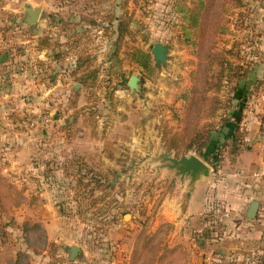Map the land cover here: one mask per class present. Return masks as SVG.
Instances as JSON below:
<instances>
[{
	"label": "rangeland",
	"instance_id": "rangeland-1",
	"mask_svg": "<svg viewBox=\"0 0 264 264\" xmlns=\"http://www.w3.org/2000/svg\"><path fill=\"white\" fill-rule=\"evenodd\" d=\"M206 1L0 0V43L9 57L14 49L17 54L24 53L21 35H25L26 7H40L46 10L42 20L46 18L48 23L41 38L47 39L51 47L63 40L64 47L58 53L75 55L73 68L98 72L97 85L90 91L93 103L88 118L93 126L91 134L97 140L88 149L85 145L67 144L53 130L45 139L39 128L17 137L16 130L21 127L24 132L22 122H28L23 108L27 94L13 77L0 79V128H8L10 133L8 139L0 136V166L34 203L2 215L6 234L0 233V264H10L19 250L28 252L30 264H131L137 238L142 234L150 237L151 243L148 250L139 253L135 264H193L195 250L191 241L200 232L191 228L187 236L174 237L175 225L163 219L166 213L162 211L168 197H176L177 207L184 211L197 184L211 190L213 206L204 214L211 233L206 237L214 233L220 236L228 230L225 220L232 214L216 192L226 182L224 155L230 160L228 170L236 161L230 153V141L222 142V157L215 164L196 152L195 147L185 150V146L196 133H206L232 107H237L236 87L246 86L248 96L251 85L254 89L264 85V76L252 83L253 74L262 75L264 70V0L227 2L223 7L216 3L203 24L207 28L203 38ZM13 10H18L16 22ZM120 18L128 20L129 32L119 48L116 69L113 57ZM13 23L22 26L17 30L19 35L6 33ZM156 42L170 45L164 65L155 64L152 48ZM209 50L240 67L243 76L226 77L220 90L208 89L209 85L206 89L203 79ZM217 70L213 66L209 71V82L214 81ZM134 74L141 78L140 91L128 85ZM196 81L208 99H197L188 116ZM244 103L246 107L247 99ZM214 108L217 110L212 113ZM38 112L49 114L43 110L35 113ZM118 119L136 121L127 128L130 132H125L121 143L115 140L117 129L107 128L109 122ZM113 140L119 149L111 144ZM245 148L246 144L242 151ZM82 149L88 150L87 160L67 155ZM103 152L108 159L98 157ZM165 152L178 158L199 156L210 166V176L193 185L189 176L182 178L168 167L169 162L162 158ZM25 223L29 227L39 225L29 233V244L23 233ZM72 245L81 248L75 260L70 259L67 249ZM143 245L141 241L139 250Z\"/></svg>",
	"mask_w": 264,
	"mask_h": 264
},
{
	"label": "crops",
	"instance_id": "crops-1",
	"mask_svg": "<svg viewBox=\"0 0 264 264\" xmlns=\"http://www.w3.org/2000/svg\"><path fill=\"white\" fill-rule=\"evenodd\" d=\"M43 11L46 10H41L38 22L28 24L24 21L25 35H21L20 32L25 48L23 54H17L14 49L13 56L9 57L7 49L4 50L0 43V68L3 69V72L0 71V79L5 81L7 77H13L15 84L20 86L18 88L27 94V102L23 108L28 115V122H22L23 125H21L26 130L22 132L21 127L18 128L16 136L35 130L29 127L30 118L35 112L43 110L52 115L49 123L38 127L44 139L50 130H53L67 144L71 146L80 144L88 149L89 144L97 140L96 135L91 134L93 126L88 119L89 106L93 103V98L89 96L93 87L79 80L85 71L83 67L82 72L78 68H73L75 55L64 56L63 53H58L59 48L64 47L61 44L63 40H59L60 42L57 40L51 47L47 39L41 38L43 31L48 29L47 19L42 20ZM17 12L18 10L11 11L14 14L12 19L17 20ZM7 28L9 29L6 33L13 31L14 34L19 35L17 30L22 29V26L13 23L12 27ZM7 42L8 40L5 43ZM262 73V75L254 73L252 83L259 78L262 79L264 70ZM245 87L241 85L236 91L235 99L239 104L237 107H232L230 112L237 110L241 102L247 99L243 114L244 126L247 129L245 138L247 147L235 156L236 163L231 164L234 168L231 167L230 170H228L229 157L224 155L222 170L226 176V182L216 192L217 198L222 200V203L226 205L225 208L232 214V217H227L228 219L225 220L228 230L220 236L214 233L212 237H206V234L209 235L211 232L207 229L209 222L206 221L204 214L212 209L213 202L211 190L204 184H198V187L194 189L185 202L184 211L177 207L179 203L176 197L174 199L168 197L166 209L162 211L166 213L162 218L175 225L174 237L179 238L183 234L187 236L191 228L200 232L198 238H192L191 241L195 250L193 264H264V85L260 89H254L251 85L248 96ZM253 89L251 94L250 91ZM130 99V97L127 98V104ZM102 100L105 99L102 98ZM233 120L234 118L228 123L227 129L233 126ZM135 122L131 119H118L109 122L107 128L112 127L114 131L117 129L116 132L119 135L115 140L121 143L125 132H130L127 128ZM1 124L2 122L0 127ZM7 124L13 125V121H8ZM9 134L8 128H0L2 139H8ZM98 140L100 141L101 137ZM112 143L115 148L119 147L117 143L114 144V140ZM87 149L72 151L67 155H76L75 158L82 156L87 160L89 158ZM98 157L108 159L104 152L98 154ZM5 170L7 171L8 167ZM255 200L258 201L256 214L254 217H249L248 210Z\"/></svg>",
	"mask_w": 264,
	"mask_h": 264
},
{
	"label": "trees",
	"instance_id": "trees-1",
	"mask_svg": "<svg viewBox=\"0 0 264 264\" xmlns=\"http://www.w3.org/2000/svg\"><path fill=\"white\" fill-rule=\"evenodd\" d=\"M227 2H234L236 4L240 3V0H207L204 4V10L202 14L203 22H202V29H201V36L203 38L206 35V26L203 25L207 21L208 17L210 16L212 12L213 6L216 5V3H219V6L223 7ZM129 32V22L128 20H124L123 18H120L119 24H118V39H117V48L114 53V59L113 62L115 64V68L117 69L118 66V53L119 48L121 47V43L124 39V37ZM202 41H204L202 39ZM204 42L201 43L203 46ZM207 61H206V68L207 73L204 76L203 79V86L207 89H214L220 90L222 86V80H224L226 77L228 79H240L241 76H243L244 73H241V68L237 65H233L231 62H229L223 55L212 53L210 50L207 55ZM201 63V62H200ZM145 64V63H144ZM202 64H199V68L201 69ZM213 66H217L218 70L216 71V77L213 82H209V71L213 68ZM119 72V69L117 70ZM199 73V72H198ZM86 78H84V77ZM82 77L79 78L81 82L89 83L90 86H96V80L98 77V72L96 70H91V68H87L85 70ZM199 77V74H198ZM201 81V78H198ZM198 82L196 81L195 86L192 89V95L189 98V105H188V116H190L193 113V110L195 109V106L197 104V99L204 102L208 99L206 95H203V91H200L198 89ZM237 87L234 89L235 93L237 91ZM235 95V94H234ZM245 102V101H244ZM241 102V105L238 106L237 110L234 112H229L228 114H225L219 124H215L211 128L208 129L206 133H196L194 135V138H191L189 140V143L186 144V149H191L195 147L196 152L202 153L203 156L207 160H211L212 163L215 164L216 160H219L222 157V142L223 141H230V153L232 157H235L237 154L240 153L242 148L245 146V138L247 135V129L242 126V120H243V114L245 109V103ZM216 106V105H214ZM215 109V108H214ZM202 110V107H198V113H200ZM217 109H215L212 113H214ZM233 120V126L227 129L228 123ZM219 127H218V126ZM216 126L218 127L216 129ZM247 147V145H246ZM206 149V150H205ZM217 167L214 166V169ZM87 174V172H86ZM99 181V180H96ZM32 199V201H31ZM29 199L23 188H20L17 184L11 181L8 174L4 172V169L2 166H0V233H2L3 236H5V232L2 228V215L4 213H7L12 208L20 207L22 205H34L33 198ZM33 227V228H32ZM29 227L28 223H25L23 225V233H25L24 237L26 239V243L29 244L27 240H29V233L32 229L39 228V225L35 224L34 226ZM142 232V231H141ZM140 232V234H141ZM139 234V235H140ZM1 235V234H0ZM1 235V236H2ZM144 243V247L142 250H139L140 245ZM151 243L150 237H145L144 234L141 236H138L135 248L133 249L132 254V260L133 263L138 260L141 251L148 250V247ZM29 254L26 251L19 250L16 252V255L10 264H30L29 262Z\"/></svg>",
	"mask_w": 264,
	"mask_h": 264
},
{
	"label": "water",
	"instance_id": "water-1",
	"mask_svg": "<svg viewBox=\"0 0 264 264\" xmlns=\"http://www.w3.org/2000/svg\"><path fill=\"white\" fill-rule=\"evenodd\" d=\"M41 8H33L31 6L26 7L27 15L24 18V21L28 24H34L38 22ZM170 50V45L164 44L162 42H156L152 48V54L154 57V61L156 66H160L161 64H166L168 60V53ZM140 77L137 74L131 76L128 85L133 90L140 91ZM162 158L169 163L167 164L169 168L176 170V175H180L182 178L185 176L190 177L191 183L194 185L196 182L201 181L202 178H207L211 174V168L206 161L200 158L197 155L189 154L182 155L180 158L171 156L170 153L165 152L162 154ZM198 185V184H197ZM258 208V201H254L249 210L248 216L254 217ZM68 251L70 252V259L75 260L79 251L80 246L72 245L69 246Z\"/></svg>",
	"mask_w": 264,
	"mask_h": 264
},
{
	"label": "built area",
	"instance_id": "built-area-1",
	"mask_svg": "<svg viewBox=\"0 0 264 264\" xmlns=\"http://www.w3.org/2000/svg\"><path fill=\"white\" fill-rule=\"evenodd\" d=\"M52 120L51 114H46L43 112L34 113L30 118L29 127L31 129L45 126ZM222 262V261H220Z\"/></svg>",
	"mask_w": 264,
	"mask_h": 264
}]
</instances>
